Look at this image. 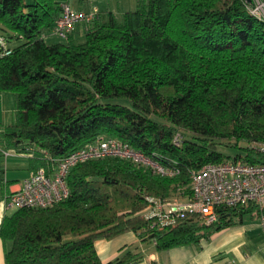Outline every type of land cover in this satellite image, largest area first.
<instances>
[{"label": "trees", "instance_id": "obj_1", "mask_svg": "<svg viewBox=\"0 0 264 264\" xmlns=\"http://www.w3.org/2000/svg\"><path fill=\"white\" fill-rule=\"evenodd\" d=\"M63 3L69 0H0V34L17 40L0 56V93L15 97L0 136L44 151L37 167L47 171L85 143L114 137L176 173L117 157L74 165L65 199L3 217L6 264H131L137 257L130 251L103 263L95 241L132 231L165 250L258 218L255 202L218 206L210 224L185 212L150 228L143 215L147 197L189 198L191 172L207 163H264V152L250 146L264 142V20L250 3L136 0L120 18L99 10L78 24L82 34L47 42ZM219 146L238 153L226 156Z\"/></svg>", "mask_w": 264, "mask_h": 264}, {"label": "built area", "instance_id": "obj_2", "mask_svg": "<svg viewBox=\"0 0 264 264\" xmlns=\"http://www.w3.org/2000/svg\"><path fill=\"white\" fill-rule=\"evenodd\" d=\"M248 10L256 18L264 20V2L252 0ZM99 10H75L69 3H63L60 15L54 21L50 33L66 38L78 24H87L98 16ZM11 53L9 42L0 34V56ZM181 135L176 133L173 142L180 144ZM250 146L264 152V142H253ZM105 157H117L136 165L149 168L155 174L172 176L176 171L164 166L154 158L134 149L129 144L114 137H99L85 143L69 154L52 160L54 167L47 171L37 168L24 178L20 186L6 195L9 206L45 208L68 196L66 183L69 170L76 164ZM191 195L187 199H170L162 202L147 197L148 205L143 215L150 220V228H162L175 222L176 217L185 212L196 213L206 224L217 218L218 206L235 207L247 202L258 204L261 213L259 227L264 234V163H250L240 158H228L219 163H207L193 170L190 175Z\"/></svg>", "mask_w": 264, "mask_h": 264}, {"label": "crops", "instance_id": "obj_3", "mask_svg": "<svg viewBox=\"0 0 264 264\" xmlns=\"http://www.w3.org/2000/svg\"><path fill=\"white\" fill-rule=\"evenodd\" d=\"M92 3L96 0H90ZM135 8V4L129 9ZM100 11H102L100 9ZM83 27L77 25L74 35L82 34ZM56 37L52 33L46 41ZM17 43V40L12 39ZM48 42V41H47ZM15 97L12 92L0 93V131L13 120ZM46 153L27 142L7 144L0 136V223L5 215H11L16 207L6 203V195L16 190L21 181L34 172L38 162ZM11 243L0 238V264L5 262V250ZM95 248L103 263L112 261L126 251L137 259L131 264H264V234L258 218L242 219L215 232L209 239L197 243L158 250L151 239L143 241L138 233L126 232L113 239H97Z\"/></svg>", "mask_w": 264, "mask_h": 264}, {"label": "rangeland", "instance_id": "obj_4", "mask_svg": "<svg viewBox=\"0 0 264 264\" xmlns=\"http://www.w3.org/2000/svg\"><path fill=\"white\" fill-rule=\"evenodd\" d=\"M136 3V0H96L94 3H92L90 0H69L70 6L75 10H83V11H90L93 7H96L98 10L102 11H112L116 14L118 18L121 17V14L129 9L133 4ZM84 27V25H81ZM83 29V28H82ZM56 37H53V39L47 40L48 42H51L53 40H56ZM10 45H14L15 42L10 41ZM245 145L244 143H240L239 146ZM219 151H221L224 155L233 157L238 153V150H235L231 147L226 146H219ZM241 154H243L242 151Z\"/></svg>", "mask_w": 264, "mask_h": 264}, {"label": "water", "instance_id": "obj_5", "mask_svg": "<svg viewBox=\"0 0 264 264\" xmlns=\"http://www.w3.org/2000/svg\"><path fill=\"white\" fill-rule=\"evenodd\" d=\"M248 3H252V0H245ZM262 2H264V0H262Z\"/></svg>", "mask_w": 264, "mask_h": 264}]
</instances>
